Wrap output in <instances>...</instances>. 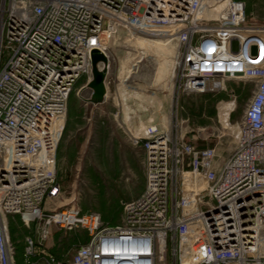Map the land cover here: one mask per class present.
Returning <instances> with one entry per match:
<instances>
[{
  "label": "built area",
  "instance_id": "built-area-1",
  "mask_svg": "<svg viewBox=\"0 0 264 264\" xmlns=\"http://www.w3.org/2000/svg\"><path fill=\"white\" fill-rule=\"evenodd\" d=\"M137 38L175 46L174 99H236L228 82L250 89L233 151L219 163L174 117L165 130L130 133L144 153L145 187L122 203L120 224L77 207L44 212L64 194L57 150L69 97L92 80L93 51L107 59L98 64L106 87L111 45ZM9 216L44 221L43 241L52 227L86 233L70 261L27 239V264H264V24L237 0H0V264H16Z\"/></svg>",
  "mask_w": 264,
  "mask_h": 264
},
{
  "label": "rangeland",
  "instance_id": "rangeland-1",
  "mask_svg": "<svg viewBox=\"0 0 264 264\" xmlns=\"http://www.w3.org/2000/svg\"><path fill=\"white\" fill-rule=\"evenodd\" d=\"M244 2L250 6V14L260 24H264V0L250 1L249 4L248 1L246 2L244 0ZM133 42L124 43V40H121L114 45L112 44L109 49L112 63V71L109 77L111 87L121 85L125 73H127V70L131 68V64L134 62L136 47L132 45ZM234 47L236 48V45ZM171 52L170 58L173 57L175 49ZM147 53V57L144 58L141 56L139 58H142V62L138 65V73L142 74V77H144V80L149 85L155 88H165L164 90H166L169 83L173 84V81H171L170 77H165L166 81L163 80L159 83L158 78L161 63L168 56L164 54L160 55L156 51L155 53ZM6 58L5 55L2 66L5 65ZM170 58L169 60H172ZM127 59L129 63L125 67L124 62ZM124 67L126 70H123ZM135 70H133L132 74L137 72ZM123 73L124 75L122 76ZM87 85V79L83 77L72 91L74 99H79L78 105L82 107L84 124L81 126L82 128L80 127L76 132L70 133L68 137L69 139H74L76 134L81 131L84 140L81 150L77 153L74 166L71 169V181L65 186L62 198L57 201H46L43 209L44 212L52 213L53 207L56 210L71 207H77L82 210L86 206L89 211H93V206L98 205V198L97 191L94 190V182L90 181L84 172L85 163L89 161L90 165L98 173V182L96 185L102 184L105 187L108 197L122 199L120 201L121 215L118 223L120 224L123 212L122 203L135 199L144 190V156L142 150L133 145L130 134L131 130L122 124L121 126L123 128H117L118 125L113 119V114L115 115L116 113L107 115L110 112V106H104L109 111L103 108L106 114H102L101 119L96 118L95 113L97 112L95 109H97V106L95 103L91 104L86 102L92 94ZM226 87L228 91H234L236 93V99H230L228 93L219 94L225 96V99L219 101H216V99H206L204 96L200 97L202 95H184L180 96L179 99H170L172 104L170 107L169 126L172 119L177 117L179 123H182L181 131L185 139L200 149H216L219 163H223L228 158L236 145L243 107L249 98L250 90L243 84H237L235 82H228ZM116 109H121L120 102L116 105ZM212 111H214L213 114ZM118 122H121V118H118ZM224 127L227 129L224 130ZM103 128L108 131L105 138L101 134ZM64 166L65 162L63 161L58 167L62 174V179H65L66 173ZM105 223L115 226V224L109 222ZM44 229H46L44 221L32 223L29 228L24 230L28 236L26 240L29 238L33 239L37 244L43 246L46 251L56 257L52 249L58 248L62 240L71 239L74 232H64L57 227H52L48 240L43 241L42 232ZM81 244L83 243L73 244L64 251L62 258L65 261H70ZM24 249L25 244L24 247H19L18 251H16V254L18 252L16 260L19 264H27L24 258ZM38 260V258L34 259L33 262H37Z\"/></svg>",
  "mask_w": 264,
  "mask_h": 264
},
{
  "label": "trees",
  "instance_id": "trees-1",
  "mask_svg": "<svg viewBox=\"0 0 264 264\" xmlns=\"http://www.w3.org/2000/svg\"><path fill=\"white\" fill-rule=\"evenodd\" d=\"M237 1L244 2V0H237ZM245 1L246 2L248 1L249 4L250 1H254V0H245ZM245 4H246L247 14L249 15L251 12L250 11L251 8L249 5H247V3ZM202 96L206 97V99H216V101L225 99L224 95H219V94H217L216 96L211 94H206ZM78 101L79 99H74V95H72L71 93L68 102L69 107H68L67 121L57 150L58 181L63 191L65 186L71 181V169L74 166L77 153L81 150L84 140V137L82 136L83 133H81V131H79L78 134H76V137L74 139H69L68 137L70 133L76 132L77 129H79L84 124V121L82 119L83 110L82 107H79ZM213 113L214 111H212V114ZM101 134L105 138L106 135L108 134V131L103 128ZM63 161L65 162L64 167L66 170L65 179H62L61 176L62 174L58 169V167ZM84 172L86 173L87 178L90 181L94 182L93 185L94 190L97 191L98 205L93 206L92 208L93 211L100 213L104 222H109L111 224L117 225L120 221V215H121L120 201L122 199L120 200L118 198L108 197L105 187L102 184H99L98 186L96 185V183L98 182V173L90 165L89 161H86L85 163ZM82 211L87 212L89 210L85 206L82 209ZM29 227L30 225L28 226L25 225L18 216L8 217V234L10 241L15 245L16 251H18L19 247H24L26 237H28L24 230ZM86 241H87V237L85 231L79 230L74 232L71 239L62 240L60 246L56 249H52V252L58 259L63 260L62 256L65 250H67L73 244L76 243L84 244L86 243ZM16 264H19L17 260H16Z\"/></svg>",
  "mask_w": 264,
  "mask_h": 264
},
{
  "label": "crops",
  "instance_id": "crops-1",
  "mask_svg": "<svg viewBox=\"0 0 264 264\" xmlns=\"http://www.w3.org/2000/svg\"><path fill=\"white\" fill-rule=\"evenodd\" d=\"M169 48L173 51L175 46L172 45ZM169 86L166 90L161 87L155 88L149 85L142 77V74L137 71L131 75L126 84L121 83L119 86L112 87L110 84L107 85L106 99L93 101L91 104L95 103L97 106V109H95L97 119H101L102 114H106L103 108L109 111L104 106H110V112L107 115L116 113L115 115L113 114V119L118 127L114 124L115 127L121 128L122 124L131 130L132 135L143 137L146 128L150 126H158L163 130L169 127L170 107L172 104L170 99H174L173 84L169 83ZM119 102L121 109H116V105ZM118 118H121V122H118Z\"/></svg>",
  "mask_w": 264,
  "mask_h": 264
},
{
  "label": "bare ground",
  "instance_id": "bare-ground-1",
  "mask_svg": "<svg viewBox=\"0 0 264 264\" xmlns=\"http://www.w3.org/2000/svg\"><path fill=\"white\" fill-rule=\"evenodd\" d=\"M132 45H134L136 47V52H135V55H138L137 56V59H139L142 55H144L143 57H147L148 53L147 52H150V53H155V51L160 55L164 54L166 56H168V58H165V61H163V63H161V66H160V71H159V83L160 81L162 82L163 80H165L166 78L165 77H170L171 78V73H172V66H173V59L170 58V54L172 53L169 49V46H166L162 41L160 40H149V39H146V38H137L133 43ZM172 46V45H171ZM142 50V53H137L138 51ZM171 52V53H170ZM157 55V54H156ZM135 58V57H134ZM172 59V60H169ZM137 61V60H136ZM132 62V61H131ZM142 61H138V63H141ZM129 63V60L127 59L126 62H124V65L126 67V65ZM160 63V62H159ZM159 66V65H158ZM123 68V70L126 68ZM132 69L129 68L127 70V73H124L122 74V76H130L132 75ZM131 77V76H130ZM156 78V77H155ZM156 80V79H155ZM166 81V80H165ZM164 81V83H165ZM163 83V84H164ZM169 83V82H168ZM124 84V83H123ZM166 85H167V82H166ZM165 86V85H164ZM168 86V85H167ZM165 89V88H164ZM167 89V88H166ZM166 92V91H165Z\"/></svg>",
  "mask_w": 264,
  "mask_h": 264
},
{
  "label": "water",
  "instance_id": "water-1",
  "mask_svg": "<svg viewBox=\"0 0 264 264\" xmlns=\"http://www.w3.org/2000/svg\"><path fill=\"white\" fill-rule=\"evenodd\" d=\"M107 64L106 57L98 50L92 53V80L87 87L93 92V101H101L106 95V88L104 84L106 71H100L98 64Z\"/></svg>",
  "mask_w": 264,
  "mask_h": 264
}]
</instances>
